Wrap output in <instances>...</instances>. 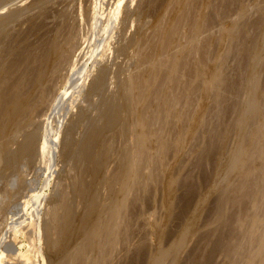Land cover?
<instances>
[{"label": "bare ground", "instance_id": "6f19581e", "mask_svg": "<svg viewBox=\"0 0 264 264\" xmlns=\"http://www.w3.org/2000/svg\"><path fill=\"white\" fill-rule=\"evenodd\" d=\"M24 1L0 0V264L140 258L142 196L164 180L172 216L171 161L199 139L211 104L222 113L233 40L253 15L263 20L249 30L231 123L196 148L218 154L214 224L235 240L213 249L264 264V9L250 14L260 0ZM198 213L168 246L157 229L148 264H178Z\"/></svg>", "mask_w": 264, "mask_h": 264}, {"label": "rangeland", "instance_id": "374dc122", "mask_svg": "<svg viewBox=\"0 0 264 264\" xmlns=\"http://www.w3.org/2000/svg\"><path fill=\"white\" fill-rule=\"evenodd\" d=\"M29 1L30 0H25L24 2L28 3ZM262 2L263 0H260L259 3H257L256 7H254L252 11H250V14H254L257 7L258 9L260 8L264 9V2L263 3ZM129 11H134L135 13H137L138 8L135 7V4H133L132 6L129 7ZM261 20L263 19L260 16L254 17L253 15V17L244 24V27L242 26L244 29L240 27L238 30L239 32H237L235 35L236 38H234L235 40L233 41L237 40L236 41L237 43L234 42L235 45L233 44L231 55L227 60L228 69L226 67L227 71L225 70L226 73H224L223 76L224 77L223 80L225 83L224 85H222V89H223L222 91L224 92L223 102L225 104L224 103L222 104L223 110H221L222 113H220L219 116L220 119L219 117L216 116V113L212 112L213 110L211 107H213V104H211V106H209V110L211 111L212 114L210 112H207L206 117L204 119L203 132L201 133L199 139H196L197 141L194 140V143L192 142L191 146L188 145L189 148L185 149V151H187V153L185 152L186 156L181 155L182 157L176 156L174 158V160H177V162L178 160H180V158L184 159V160L181 159L182 162L180 160L179 162L181 163L180 166L177 165L179 163H177L176 161L174 160L171 161L172 164L171 170L172 169L173 170L172 172L170 171L171 172L170 175L172 176L174 173L173 176L176 175L177 177V178L173 177L174 179L176 178L177 181L174 182L171 188L173 190L171 192L173 193H170L171 194L170 196L172 197V198L170 197V202L171 201L173 202V205H171V209L173 210V212H171L172 211L171 210L169 214L171 215V213H173L172 216L168 217L166 211V205H167L166 201L168 198H166L167 192L163 186L164 180H160V178H156L157 180L153 183L154 185L152 184L156 188L154 189V187L152 186L153 190L151 195L149 194L150 196H148V194H146V196H144L143 194L140 204L141 211H140V219H139L138 239L140 240V243H143L142 244L143 248L146 249H144L142 255L139 256L140 258H136L133 261V263L130 264H136V263L148 264V262L146 261L147 257L149 256L151 251L154 252L157 249V244H158L157 235L159 234V232L160 231L162 232L163 230L162 234L164 235H162L163 236L162 245L168 246L180 234L182 230L181 228L192 217V213H194V211L196 213V209L197 212L200 213V215H198L199 213L197 214L198 226H196V228L194 229L195 233L193 232L192 234L193 236L190 235L192 237L188 238L187 240L188 243L186 242L187 247H185L184 250L185 252H183V255L180 257V261L178 262V264H200L203 261L207 262L206 261L207 259L208 262L210 261L209 262L210 264H228L229 256L225 252H222L221 250L215 251L213 249L214 246L213 244L215 243L216 238L218 237L223 238L225 243L231 242V244H233V242L235 241L233 240V236L227 229L223 230L221 227L219 226L217 227V225L214 224L218 212V207H219L218 204L222 199L221 193L217 191L219 189L218 187H216L219 184L217 183L219 181L218 180L219 178L215 174L216 173L215 158L216 159L218 158V156H216L218 154L215 153L214 151L213 153L212 150L211 152L208 151L209 152L208 153L206 148H205L206 151L205 152L203 151V153L200 154L199 153L200 149H197L196 147L203 148L204 146H207L209 144V147L207 146V148L209 149L211 143L213 144V142L215 141L212 138L216 137L215 136L216 133L214 132L217 131L216 128H219L218 125L222 126L225 123L224 126H226V124L230 122V119L233 118L232 107H235L233 105L235 104V101L237 102L236 99L237 96H234L237 88L236 86H238L241 83V80L243 79L245 74L246 67L249 66L250 53L248 51V47L251 42L250 34L251 32H253L252 34H255V32L256 34L258 33L257 32L258 30H256V28L259 29V26L261 25L260 23H262ZM248 32L250 33L248 34ZM131 33H132L131 35H133L134 31L132 30ZM210 36H211L210 33H208L205 35L206 38L203 36L204 37L203 39L204 40L206 39L207 42ZM206 42L204 41V43ZM261 80L264 84V73L261 76ZM217 118L219 119V121H217L218 120ZM224 126L222 127V129L224 128ZM219 129L218 131L220 132L222 129L221 128ZM212 140L213 142H211ZM231 146H232V140L231 142L230 141L228 142V147ZM197 153H199V155ZM55 163L59 168L63 166L61 163H59V160H55ZM175 166L178 168V170ZM213 187L216 188V190L213 191L214 193L209 195V197L207 196L208 197L207 200L205 194H207L206 192ZM203 197L206 198L207 200V201L205 200L206 204L203 203L202 205H200L202 203ZM239 206L232 205V207L230 208H232L233 210L229 209L230 214L232 215L236 214V216L237 215L239 216L242 212L240 211V209L242 210L241 205ZM157 229H159L160 231Z\"/></svg>", "mask_w": 264, "mask_h": 264}]
</instances>
